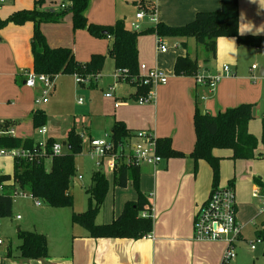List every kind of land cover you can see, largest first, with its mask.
<instances>
[{"label":"crops","instance_id":"obj_1","mask_svg":"<svg viewBox=\"0 0 264 264\" xmlns=\"http://www.w3.org/2000/svg\"><path fill=\"white\" fill-rule=\"evenodd\" d=\"M11 1L13 6L8 14L16 10L32 9L35 7L36 0H27L26 5L24 0ZM154 2L156 6L155 20L150 19V21L157 23L164 20L167 22L164 19V15H162L166 12V9L161 8L169 6L176 8V14L178 13L176 18L178 22L175 25H183L192 21L199 11L219 10L221 8V0H154ZM4 4L0 7V10ZM106 23L111 24L108 21ZM106 23L101 24L107 25ZM245 25L250 27L252 31L243 35L264 36V0H239V27ZM126 26L130 28V26ZM33 31V22H26L22 25L10 23L6 28L0 29L2 35L0 37V121L14 124L18 127V136L22 138H32L28 133L29 129H25V127L20 125L25 123L33 127L32 112L37 109L35 107L37 105L35 104V99L43 95L41 86L31 88L25 84V71L33 69L31 50ZM140 37L138 39V48ZM101 40L106 42L109 47V39ZM156 40L157 35H155L154 40L155 46ZM176 40L178 42V50L174 55L176 57L171 63V73L166 72L169 75L168 82L155 88V97L151 102L139 104L135 98L136 87L131 86L130 83L117 82L116 80L107 83L108 86L104 93L107 99H113L115 103L118 101L126 104L121 112L111 111L106 114V122L111 130L105 131V135L112 133L115 121H123L133 133L132 141L135 140L136 131L150 129L159 138H169L172 149L185 154L182 157H163L164 159L156 167L150 165L141 166L139 185L151 204L153 217L152 238L144 236L137 239L119 237L95 238L91 237L81 226L73 225L71 221L69 228L68 226L67 228L66 226L63 228L54 226L50 233L51 237L47 239V255L37 258L22 257L19 250L14 252L12 246L6 243L0 249V264L221 263L223 253L227 247L225 241H198L194 239L195 217L200 207L207 201L213 188L212 169L208 170L202 159L194 163L187 156L192 152L196 141L194 115L198 105L202 106V110L205 113L215 115L246 102L252 103L256 94L254 92L244 94L238 87L233 86L234 81L239 80L237 68L232 70L229 67L231 74L224 76L214 89L198 84L194 75H176L174 73V64L178 56L188 55L193 60H197V73L222 72V66L226 64L225 60L230 57H237V53L235 55L230 52L225 53L220 45L221 38L217 43L216 57L210 58L208 61L205 60L208 57L206 51L201 55V58L190 56L188 44L191 41L196 42L195 38L191 37L187 40L186 49L181 47L180 38ZM235 42L238 49L237 52L241 51L242 46L236 38ZM55 44L56 46L49 43L51 47L63 46ZM70 48H72L76 57L78 53L77 47ZM196 49L198 51L197 47ZM167 52H159L155 48L154 62L150 61L147 63V61L143 60L139 50V62L149 67L161 68L158 60L159 55ZM111 64L114 70L113 62ZM253 66L256 65H252V73L258 70L257 66L256 68H253ZM101 73L99 77H102ZM260 76H264V68H260ZM97 79L98 76L91 79V83L89 82L91 88L98 86L99 80ZM112 86H114V90L110 89ZM110 90L113 92V97L105 95ZM117 107L115 105L116 109ZM256 111L257 109L253 107V117ZM22 128L25 131H20ZM89 137L90 139L98 138L94 133H90ZM216 150L218 149H215L214 153L221 157L222 162L225 154H221ZM228 156L232 158L231 150ZM256 157L264 158L261 153L258 154V149L254 158ZM230 182L234 183V181ZM255 189L260 190L257 186H255ZM71 193L73 194V187L71 188ZM258 196L260 195L258 194ZM136 198L137 191L131 182L125 188L114 190L112 210H106L105 215L101 216V220H98L99 216H97L96 222L99 224L110 223L119 216L125 202ZM242 227V233L236 243V248L240 242L245 240L247 242L252 241H248L244 236V226ZM260 232L264 233V221L261 222L260 227L255 229L256 238L261 237L259 235Z\"/></svg>","mask_w":264,"mask_h":264},{"label":"trees","instance_id":"obj_2","mask_svg":"<svg viewBox=\"0 0 264 264\" xmlns=\"http://www.w3.org/2000/svg\"><path fill=\"white\" fill-rule=\"evenodd\" d=\"M44 0H36L32 9H21L12 13L9 18H0V29L8 23L18 25L33 22L34 31L31 41L33 55V69L37 73L51 75L76 74L82 78L96 77L105 64L106 57L102 54H93L90 61L79 62L70 47H51L45 34L41 31V24L58 22L62 15L72 12L74 29H87L94 37L109 39L108 54L114 65V72L119 80L136 87L135 98L145 96L151 89L145 84L140 73L138 39L142 35L155 34L158 37H177L181 39L182 48H187V40L195 38L196 43L208 53L205 59L216 57L217 43L220 38H236L240 44H251L257 48L264 46V37L261 35H240L239 28V0H221L219 10L199 11L194 19L183 25H169L163 21L144 30H133L126 26L123 18L117 19L112 25L89 23L85 13L91 0H72L67 10L42 9ZM140 10L147 14L155 13V2L152 0H137ZM198 71L197 60L188 55L178 56L174 64L176 75L193 76ZM77 75V74H76ZM91 81V79H90ZM253 118V105L243 103L226 109L215 115L201 113L198 109L194 115L196 141L192 152L187 155L194 163L204 159L212 169L213 187L220 179L221 157L215 155V149H230L233 159H250L256 156V151L262 143L264 147V117L261 122V138L256 137L249 130V122ZM47 114L42 109L32 112V123L35 129L45 126ZM133 138V133L123 121H115L112 127V140L115 152L118 153L116 166L113 169V186L125 188L131 182L137 191V198L125 202L119 216L110 223L99 224L96 218L101 211L109 182L101 171H93L92 184L88 188V209L82 213H73L72 224L79 225L91 237L99 238H141L151 233L153 217L142 216V212L150 211L151 204L141 189V167L128 164L125 156L119 151L120 146ZM52 138L47 139L43 155L33 159L25 158L14 162L13 174H6L5 179L11 180L6 192L0 196V217L11 216L12 194L17 187L34 197L44 200L49 205L66 207L73 204L71 193L72 182L76 175V155L82 151V136L70 132L64 142L66 151L53 155ZM0 145L7 147L37 148L42 152L40 141L33 138H6ZM121 150V149H120ZM123 152V151H122ZM158 154L162 157H182L184 153L171 147L169 138H158ZM264 157V152L261 153ZM233 181V180H232ZM229 184L234 185L233 182ZM21 243L18 250L22 257L37 258L47 255V238L38 231H18ZM259 235L264 239V233Z\"/></svg>","mask_w":264,"mask_h":264},{"label":"rangeland","instance_id":"obj_3","mask_svg":"<svg viewBox=\"0 0 264 264\" xmlns=\"http://www.w3.org/2000/svg\"><path fill=\"white\" fill-rule=\"evenodd\" d=\"M70 1L44 0L40 8L58 9L60 12L67 10L62 9L61 5L67 4ZM24 4H27V0H24ZM12 6L13 2L11 0H8L4 4L0 10L1 19L5 20L9 18L12 13L8 14V12ZM161 9H166V12L162 15H164V19L167 22L162 21L172 25L178 22L176 20L178 14H176V8L166 6ZM139 10L140 8L135 3V0H91L85 17L89 23L105 24L107 21L111 23H106L107 25H112L117 19L123 18L126 25L131 28V22L136 20V13ZM139 24L141 26L139 30H144L155 26L156 22L150 21V16H145ZM40 28L48 38V43L51 45L54 44L56 46L55 43H57L58 45L77 47V60L83 64L90 61L94 53L102 54L106 59L103 70L101 71L102 77H99L100 73L97 75V80L99 81L96 88L90 87L91 82L77 83L74 74L53 75V78H55L54 87L51 93L47 95L48 101L35 105L36 108L44 110L47 114L45 126L48 132L46 135H42L38 129L30 126V124L22 123L20 125L21 127H25V129H29L28 133L33 139L46 143L47 138H52L55 143L61 144L65 151L64 142L67 141L69 133L74 132L80 134L82 136V151L76 155L75 159L77 170L72 182L73 204L71 206H52L40 198L38 199L41 203L37 205L35 203L36 198L18 195L13 199L11 216L0 217V230L6 243L12 246L14 252L18 251V246L21 243L18 233L19 230H36L43 233L49 239L54 226H59V228L65 226L67 228L68 226L69 228L73 213H82L88 209V188L92 184V173L94 170L101 171L109 182V189L103 207L98 214V220H101V216L105 215L106 210H112L114 190L120 189L113 186V168L108 166V159L100 165L97 164V157L91 153L89 137L90 133H94L98 138L105 137L104 132L111 130L106 122V114L111 111L119 113L123 110V106L126 105L125 103L119 102L118 107L120 108L117 107L116 109L115 101L113 99H107L104 96L108 86L107 83L114 82L115 80V73L111 64L112 61L108 54V46L106 42L94 37L85 28L75 31L72 12L62 15L58 22L42 23ZM163 39L168 47V52L160 54L158 60L161 64V69L171 73V63L176 57L174 55L178 50V42L176 40L177 38L166 37ZM154 40L155 34L143 35L139 40L141 56L147 63L150 61L154 62V50L156 48ZM241 46V51L239 50L237 52V57H230L225 62L232 70L237 68L239 80L234 81L233 86L238 87L244 94H249L250 92L256 94L252 103H246L253 105L257 109L254 113L255 116L249 122V130L260 138L261 122L264 117V76H260V68H264V46L258 49L251 44H241ZM188 51L193 58H201V55L205 52L204 48L195 41H191L188 44ZM252 65L258 67V70L254 73H252ZM76 74L78 75V73ZM130 85L132 86V84ZM80 98L83 100L82 103H79ZM197 107L198 111L205 113L202 110V106L198 105ZM15 128L18 133L19 128L16 126ZM20 131L25 130L22 128ZM216 151L225 154L220 165L218 185L225 187L229 185V181H234L238 207L237 220L244 226L243 233L247 240L254 241L256 239L255 229L260 227L261 222L264 221V212H261L262 202L264 200V158L256 157L253 159L234 161L228 156V153H230L229 149H218ZM263 152L264 147L260 142L258 154ZM202 160L205 162L208 170H211L207 161ZM13 170V159L0 157V171L12 175ZM79 175L82 176V179L79 178ZM255 186L260 188V190H256ZM17 189L20 191L18 187ZM14 190H10L11 193H14ZM17 215L21 216L20 220L16 219ZM236 254L237 256L232 264H264V243L258 244L255 250H251L249 242L245 240L238 243Z\"/></svg>","mask_w":264,"mask_h":264},{"label":"built area","instance_id":"obj_4","mask_svg":"<svg viewBox=\"0 0 264 264\" xmlns=\"http://www.w3.org/2000/svg\"><path fill=\"white\" fill-rule=\"evenodd\" d=\"M6 0H0V7ZM154 1V0H152ZM72 5V0L67 4H62V9H68ZM150 16V19H154V14H147L143 10H139L136 13V20L131 23V29L139 30L141 28L139 22ZM156 49L159 52H167L168 47L165 44L163 38L157 36ZM256 68V66H253ZM115 73V72H114ZM140 73L144 78L143 83L150 84L151 89L145 95L137 99L139 104H145L151 102L155 97V88L158 85H165L168 82L169 75L159 67H149L144 63H140ZM230 68L227 64H223L222 72L206 73L198 72L194 75L198 84L214 89L217 84L223 79L224 76L230 75ZM75 76L77 83L90 82L91 77L87 76L82 78L78 75ZM97 77V76H96ZM115 80L118 82L119 76L115 73ZM53 75L46 73H37L34 69L25 71V84L28 87L35 88L42 87V96L35 99V104L47 102V95L54 87ZM156 86V87H155ZM155 87V88H154ZM114 90V86L110 88ZM108 91L105 95L107 97H113V92ZM82 98L79 99V103H82ZM118 101L115 103L118 106ZM42 135L47 134L46 126L38 128ZM18 136L17 130L14 124L5 123L0 121V142L6 138H15ZM158 136L150 129L138 130L135 133L136 141L132 139L126 141L120 146L119 151L125 156V160L128 164L135 166L150 165L156 167L164 158L158 154ZM42 152H39L37 148L29 147H7L0 145V157H8L13 159L14 162L21 159L30 158L33 159L37 155H43L45 150V142H40ZM91 153L97 157V164L100 165L106 159H108V165L114 169L118 158V153L115 152V145L112 140V133H108L102 138H91ZM63 146L59 143H54L52 146V154H62ZM123 151V152H122ZM7 173L0 171V196H2L7 188L10 186L11 180H7L4 176ZM79 178H82L80 175ZM30 196L36 198L35 203L40 205L41 201L34 197L29 192L17 190L12 194V199L16 196ZM258 196V194H256ZM261 212H264V200ZM142 216H152L151 210L142 212ZM16 219H21L20 215L16 216ZM242 225L237 220V202L234 185H227L220 187L219 185L213 187L207 201L200 207L194 220V239L198 241H218L223 240L227 243V247L223 253L220 264H231L236 258V243L242 233ZM147 238H152V233L147 234ZM264 243L262 237H257L254 241L249 242L251 250H255L258 244ZM6 240L0 230V249L4 247Z\"/></svg>","mask_w":264,"mask_h":264},{"label":"clouds","instance_id":"obj_5","mask_svg":"<svg viewBox=\"0 0 264 264\" xmlns=\"http://www.w3.org/2000/svg\"><path fill=\"white\" fill-rule=\"evenodd\" d=\"M251 31H252L251 28L248 27L247 25L238 28V32L240 35H243L246 32H251ZM220 45L224 49L225 53L230 52L233 55H235L238 51L235 38H221Z\"/></svg>","mask_w":264,"mask_h":264}]
</instances>
